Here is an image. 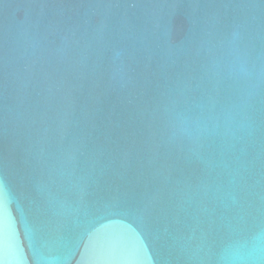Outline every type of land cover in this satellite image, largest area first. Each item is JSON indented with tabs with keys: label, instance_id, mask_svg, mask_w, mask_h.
I'll list each match as a JSON object with an SVG mask.
<instances>
[{
	"label": "water",
	"instance_id": "95a60500",
	"mask_svg": "<svg viewBox=\"0 0 264 264\" xmlns=\"http://www.w3.org/2000/svg\"><path fill=\"white\" fill-rule=\"evenodd\" d=\"M258 239L264 0H0V264H233Z\"/></svg>",
	"mask_w": 264,
	"mask_h": 264
},
{
	"label": "clouds",
	"instance_id": "9594fccd",
	"mask_svg": "<svg viewBox=\"0 0 264 264\" xmlns=\"http://www.w3.org/2000/svg\"><path fill=\"white\" fill-rule=\"evenodd\" d=\"M264 256V240H257L246 250H237L233 256V264H258Z\"/></svg>",
	"mask_w": 264,
	"mask_h": 264
}]
</instances>
